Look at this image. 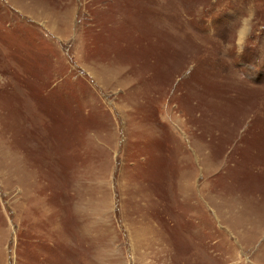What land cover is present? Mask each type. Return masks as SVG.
Wrapping results in <instances>:
<instances>
[{
	"label": "rangeland",
	"instance_id": "rangeland-1",
	"mask_svg": "<svg viewBox=\"0 0 264 264\" xmlns=\"http://www.w3.org/2000/svg\"><path fill=\"white\" fill-rule=\"evenodd\" d=\"M250 2L0 0V264H264Z\"/></svg>",
	"mask_w": 264,
	"mask_h": 264
},
{
	"label": "clouds",
	"instance_id": "clouds-1",
	"mask_svg": "<svg viewBox=\"0 0 264 264\" xmlns=\"http://www.w3.org/2000/svg\"><path fill=\"white\" fill-rule=\"evenodd\" d=\"M257 24L256 10L250 2L242 11L241 15L231 24L230 32L227 41H220L222 44L221 56H227V53L234 50L237 53H242L245 47L252 46V41L249 39L252 35H258L259 31H254ZM213 36V35H212ZM214 37V36H213Z\"/></svg>",
	"mask_w": 264,
	"mask_h": 264
}]
</instances>
